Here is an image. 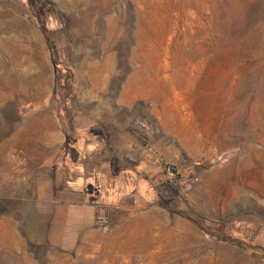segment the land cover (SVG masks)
<instances>
[{"label": "rangeland", "instance_id": "374dc122", "mask_svg": "<svg viewBox=\"0 0 264 264\" xmlns=\"http://www.w3.org/2000/svg\"><path fill=\"white\" fill-rule=\"evenodd\" d=\"M0 264H264V0H0Z\"/></svg>", "mask_w": 264, "mask_h": 264}, {"label": "crops", "instance_id": "0c3cea01", "mask_svg": "<svg viewBox=\"0 0 264 264\" xmlns=\"http://www.w3.org/2000/svg\"><path fill=\"white\" fill-rule=\"evenodd\" d=\"M133 142H131V140L129 139L127 141V146L128 148L133 147ZM146 163L142 162L141 165L139 166H135V168H127V169H123L121 174H113V171L111 169H109V172L107 174L104 175V187L109 189V191L111 192L114 188L118 189L121 187L122 185V178L127 177V181L129 183V185L127 186L129 187H137V185H135V183H137V180L139 179V177L137 176V172H140L139 168H143L146 172H157L158 168H153L152 164H146ZM153 222L147 221V220H143L142 222V227L141 226H137L135 227L133 230V235L137 236L140 235L142 233V238L145 240L146 243V247L147 248H151L153 245V241H152V236L151 233L153 230ZM145 231L148 233V237L146 235L143 236V233H145Z\"/></svg>", "mask_w": 264, "mask_h": 264}, {"label": "built area", "instance_id": "2783aa9c", "mask_svg": "<svg viewBox=\"0 0 264 264\" xmlns=\"http://www.w3.org/2000/svg\"><path fill=\"white\" fill-rule=\"evenodd\" d=\"M163 178L172 185L180 182L182 185V189L186 192L191 191L193 188V184L195 183V181L199 179L198 177H194V176L191 178H184L180 174L177 167L167 161L163 162Z\"/></svg>", "mask_w": 264, "mask_h": 264}, {"label": "trees", "instance_id": "16d2710c", "mask_svg": "<svg viewBox=\"0 0 264 264\" xmlns=\"http://www.w3.org/2000/svg\"><path fill=\"white\" fill-rule=\"evenodd\" d=\"M172 186L174 187V185H172ZM161 197L166 198L167 196L165 195V193H161ZM168 199H170V198H168Z\"/></svg>", "mask_w": 264, "mask_h": 264}, {"label": "bare ground", "instance_id": "6f19581e", "mask_svg": "<svg viewBox=\"0 0 264 264\" xmlns=\"http://www.w3.org/2000/svg\"><path fill=\"white\" fill-rule=\"evenodd\" d=\"M21 136H22V135L19 134V135H17V138H20Z\"/></svg>", "mask_w": 264, "mask_h": 264}]
</instances>
